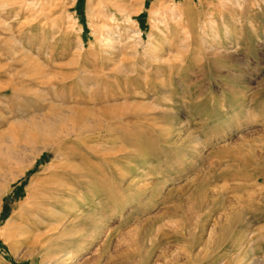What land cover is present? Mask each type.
Listing matches in <instances>:
<instances>
[{
  "label": "rangeland",
  "instance_id": "374dc122",
  "mask_svg": "<svg viewBox=\"0 0 264 264\" xmlns=\"http://www.w3.org/2000/svg\"><path fill=\"white\" fill-rule=\"evenodd\" d=\"M0 264H264V0H0Z\"/></svg>",
  "mask_w": 264,
  "mask_h": 264
},
{
  "label": "bare ground",
  "instance_id": "6f19581e",
  "mask_svg": "<svg viewBox=\"0 0 264 264\" xmlns=\"http://www.w3.org/2000/svg\"><path fill=\"white\" fill-rule=\"evenodd\" d=\"M63 173L64 171L61 167L56 166L48 172V176L38 178L36 181L37 185H35L36 190L34 191L30 202V210L33 213L41 217L44 216L46 207L53 201V196L63 192V188L59 184V175H62Z\"/></svg>",
  "mask_w": 264,
  "mask_h": 264
}]
</instances>
